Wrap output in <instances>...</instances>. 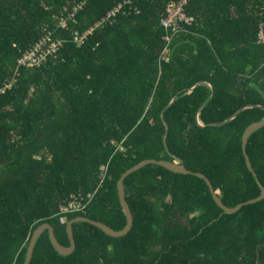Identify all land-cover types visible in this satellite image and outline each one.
<instances>
[{"label":"trees","instance_id":"1","mask_svg":"<svg viewBox=\"0 0 264 264\" xmlns=\"http://www.w3.org/2000/svg\"><path fill=\"white\" fill-rule=\"evenodd\" d=\"M181 1L0 0V89L16 80L0 93V264H24L43 224L63 248L76 218L124 231L119 182L146 159L204 175L229 209L260 196L242 140L264 119V0H189L194 21L168 32ZM41 41L55 51L20 66ZM247 154L264 188V127ZM125 200L127 236L76 223L64 255L45 231L29 264H264V200L226 215L205 181L156 164Z\"/></svg>","mask_w":264,"mask_h":264},{"label":"water","instance_id":"2","mask_svg":"<svg viewBox=\"0 0 264 264\" xmlns=\"http://www.w3.org/2000/svg\"><path fill=\"white\" fill-rule=\"evenodd\" d=\"M262 127H264V119L261 121H257V122L252 123L245 130V132L243 134V140H242L243 153H244V156L246 159L247 166H248L250 172L255 177V179L258 183L259 190H260V196L257 199H254V200H251V201L246 202L244 204H241L235 209H229L220 200V198L216 194L210 180L207 179L204 175H202L200 173H192V172H190L189 169L186 168V166L184 164L178 163L175 161L146 159V160L141 161L137 165L131 167L130 169H128L126 174L121 178V180L119 182V195H120L122 207L124 209V213H125L126 218H127V226L124 229V231L117 232V231L113 230L112 228H110L109 226H107L103 223L91 221L90 219H87V218H76V219L70 221L66 226V233H67V237H68V241H69V247L63 248L56 241L55 231H54L53 227L49 224H43L34 232V234L32 236L31 243H30L29 250H28V254H27V257H26L24 264L30 263L32 256H33V253H34V249L36 247V244H37L39 238L42 236V234L45 231L49 232L50 240H51L53 248L55 249V252H59L60 254H64V255L69 254L71 252H74L76 249V243H75V239H73V233H72V225L76 224V223L90 224L96 228L101 229L103 232H105L108 236H110L112 238H123V237L127 236L133 228L134 218H133V215L131 213L129 205L125 200V182H126V179L130 175L138 172V170H140L141 168H143L147 165H150V164L160 165V166L170 170V172H172V173L182 174V175H186V176L192 175V176H195V177L205 181V183L208 186L210 193L214 199V202L226 215H235L243 207L253 205V204H256L257 202L264 200V188L258 182V178H257V175L255 174V170L253 169L250 157L247 154V145H248V141H249L250 136L254 132L260 130Z\"/></svg>","mask_w":264,"mask_h":264},{"label":"built area","instance_id":"3","mask_svg":"<svg viewBox=\"0 0 264 264\" xmlns=\"http://www.w3.org/2000/svg\"><path fill=\"white\" fill-rule=\"evenodd\" d=\"M189 0H182L180 3L171 5L167 10V16L162 20V25L166 29V31L169 32V30H172L173 32H177L182 29L183 23L190 24L192 21H194V18H191L186 15L185 8L188 4ZM123 9V6H120L117 11L120 12V10ZM115 14H111V16H115ZM167 32V33H168ZM260 39L264 42V33L261 31L260 33ZM164 40L167 42V47L165 48V52L163 55L164 59H167L166 53L169 51V44L171 43V36L168 34L165 36ZM56 45H53L52 47L46 48V45L44 42H39L36 44L31 50L26 52L20 59H19V65L23 67H31L35 65H40V63L46 59L47 55L51 54L53 51H55ZM18 77V76H17ZM16 82L15 79L8 82L4 88L0 89V93H4L7 89H10L14 83ZM81 209V204L77 202V200H73L70 202L68 207L62 208L61 211L68 212V210L77 211Z\"/></svg>","mask_w":264,"mask_h":264}]
</instances>
